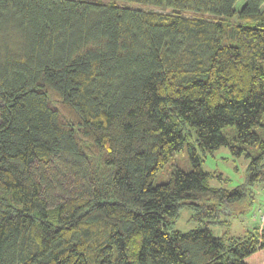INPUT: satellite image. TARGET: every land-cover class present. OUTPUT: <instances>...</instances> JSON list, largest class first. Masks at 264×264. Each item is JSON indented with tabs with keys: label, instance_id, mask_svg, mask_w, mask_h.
<instances>
[{
	"label": "trees",
	"instance_id": "trees-1",
	"mask_svg": "<svg viewBox=\"0 0 264 264\" xmlns=\"http://www.w3.org/2000/svg\"><path fill=\"white\" fill-rule=\"evenodd\" d=\"M237 1L0 0V264H264V222L211 227L264 185V0Z\"/></svg>",
	"mask_w": 264,
	"mask_h": 264
},
{
	"label": "rangeland",
	"instance_id": "rangeland-1",
	"mask_svg": "<svg viewBox=\"0 0 264 264\" xmlns=\"http://www.w3.org/2000/svg\"><path fill=\"white\" fill-rule=\"evenodd\" d=\"M244 3V0H238L235 4L236 8ZM155 10H160L157 7H153ZM260 9L264 10V3L260 6ZM192 140H189L191 142ZM247 164V159L243 156L234 157L227 147L221 146L220 148L214 150L212 153H206L203 157L202 166L204 169L209 171H215L217 173H222L224 177H227V181H220L216 177L211 180L212 183L218 186H226L228 188L234 187L244 180V173ZM174 165H177L181 169L189 170L191 165L187 155V146L181 151L173 154L171 159L166 163V165L157 172L154 183L164 182L167 179L170 169ZM254 199L249 203L248 206L244 208L241 204H235L231 206V214L226 216H221L222 220H226L223 223L212 224V229L215 234H223L227 230L231 234H244L245 230L256 225H262L264 222V185H257L253 187ZM245 203V202H243ZM244 208L238 214L237 211ZM191 211L186 208L180 211L179 218L174 223V228L187 230L195 226L193 221H190ZM234 214V215H232ZM228 222V223H227Z\"/></svg>",
	"mask_w": 264,
	"mask_h": 264
},
{
	"label": "built area",
	"instance_id": "built-area-1",
	"mask_svg": "<svg viewBox=\"0 0 264 264\" xmlns=\"http://www.w3.org/2000/svg\"><path fill=\"white\" fill-rule=\"evenodd\" d=\"M264 217H262V219H263Z\"/></svg>",
	"mask_w": 264,
	"mask_h": 264
}]
</instances>
